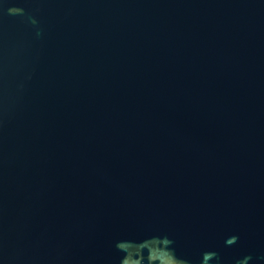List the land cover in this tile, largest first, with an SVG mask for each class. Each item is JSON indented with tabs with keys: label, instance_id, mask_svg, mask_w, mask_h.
I'll list each match as a JSON object with an SVG mask.
<instances>
[{
	"label": "water",
	"instance_id": "obj_1",
	"mask_svg": "<svg viewBox=\"0 0 264 264\" xmlns=\"http://www.w3.org/2000/svg\"><path fill=\"white\" fill-rule=\"evenodd\" d=\"M0 264H264V0H0Z\"/></svg>",
	"mask_w": 264,
	"mask_h": 264
}]
</instances>
